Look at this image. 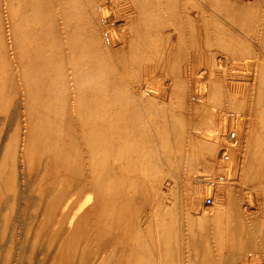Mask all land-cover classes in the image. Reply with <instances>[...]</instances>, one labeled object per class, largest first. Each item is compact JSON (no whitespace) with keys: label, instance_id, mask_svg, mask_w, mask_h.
Segmentation results:
<instances>
[{"label":"bare ground","instance_id":"6f19581e","mask_svg":"<svg viewBox=\"0 0 264 264\" xmlns=\"http://www.w3.org/2000/svg\"><path fill=\"white\" fill-rule=\"evenodd\" d=\"M117 1L7 0L5 11L0 8L8 16V29L2 32L0 23V63L9 67L16 93L19 79L27 92L15 128L5 131L7 117L0 122V215L5 224L0 234H7L22 186L34 177L42 211L28 249L32 253L44 246L39 264L46 263L50 249L48 264H216L215 251L223 249L224 264H264V219L246 213L245 201V191H264V58L256 55L257 50L264 53V1L130 0L132 10L124 14L117 13ZM215 13L228 15L234 24L217 25ZM231 40L240 48L232 54H253L249 73H232L227 81L231 71L227 76L224 66L215 73L210 67L201 73L204 81L196 80L189 71L191 54L205 45L213 52L216 47L227 51ZM147 66L156 69V78L170 79L168 99L160 97L154 76L155 83L146 82L154 70L145 74ZM218 95L221 102L213 105ZM3 100V108L8 107ZM237 108L246 115L238 139L235 131L224 135L218 123ZM224 139L230 140L219 149ZM224 148L240 152L235 176L200 177L214 186L223 184L222 204L207 208L191 172L200 161L216 172ZM165 150L181 155L180 177H173L178 185L169 201L168 181L156 177L169 174L174 165ZM221 159L230 162L226 151ZM120 160L122 168L116 171L113 162ZM185 221L192 225L190 235L183 233ZM29 232H24L27 238ZM215 238L224 239L218 251ZM11 246L6 264L12 260Z\"/></svg>","mask_w":264,"mask_h":264},{"label":"rangeland","instance_id":"374dc122","mask_svg":"<svg viewBox=\"0 0 264 264\" xmlns=\"http://www.w3.org/2000/svg\"><path fill=\"white\" fill-rule=\"evenodd\" d=\"M6 1L7 0H0V8H3V9H1V11L2 10H4V8H5V6L7 5L6 4ZM121 1V2H120ZM126 1V2H125ZM240 1H242V0H240ZM254 1H258V0H243V2H245V3H249V2H254ZM262 1H264V0H262ZM122 2H125V3H123L124 5H122L121 3ZM119 3V4H118ZM126 4V5H125ZM117 5H119L118 7H119V10H118V12L117 13H123L124 14V12H127V11H130V10H132V4H131V2H130V0H118L117 1ZM127 7V8H126ZM131 8V9H130ZM130 9V10H129ZM18 10H19V12L18 13H22V14H19L18 15V13H17V15L18 16H20L21 17V19L23 18V16H24V7H22L21 9L20 8H18ZM0 11V14H1V16H0V23H2V29H1V31L3 32V30L4 29H8V16H7V13L5 12H1ZM5 11V10H4ZM109 12V11H108ZM110 14V12L108 13V15ZM218 14H220V13H218ZM218 15L215 13L214 14V17H216V21L215 22H217V25L218 24H220V21H223V23H225L226 25H229V22L230 23H232V24H234V22L230 19L229 20V17H227V19H226V16H228V15H226V14H224V13H221V16L219 15L218 17H217ZM109 17V16H108ZM220 17V18H219ZM222 17V18H221ZM17 23L19 22V17L17 18ZM218 20V21H217ZM21 22L20 23H18V24H21V25H19V26H21V27H23L24 25H22V24H25V22L24 21H22V20H20ZM228 21V22H227ZM4 22H6V23H4ZM222 22H221V24H223ZM216 24V23H215ZM224 25V24H223ZM21 27H20V29H21ZM238 32V31H237ZM8 33H9V31H8ZM218 33V32H217ZM239 33V36H242V34H241V32H238ZM6 34H7V32H6ZM244 39H246V41H247V38H245L244 36H242ZM254 39V38H253ZM227 41H229V40H227ZM249 42H250V40H248ZM231 42V43H230ZM229 42V44H227L228 46L229 45H231V47L233 48V49H229V48H231L230 46L229 47H227L228 48V50L227 51H229L228 53H227V51H223V50H221L219 47H216L215 49H214V52H213V48L211 49L212 50V55H210V52L209 51H211V50H209L210 48H208V47H206V45L204 46L205 48H200V49H203V51L202 50H200V51H198V52H200V53H195V54H198V55H196L195 56V54H191L192 55V60L190 61V63L192 64L191 66L193 67H191L190 66V70L189 71H192L191 73H193V76L195 77L196 76V80L198 79V80H200V81H204L205 79H203L202 77H203V75H201V73H205L204 71H206L205 69H210V71L212 70V68H213V72L215 73V71L218 69V68H222V71H224V69H227V70H225V72L224 73H226L227 74V76H228V72H230L231 71V74L227 77V79L229 78V77H232V73H237V75L238 76H240V75H242L243 77H244V75H246V73L245 72H247V74L249 73V65H248V61L251 59L250 57H252V53H250L249 55H248V53H242V55H238V54H232V51H238V50H240V48L238 49L237 48V46L238 45H233L232 43H233V41L231 40ZM250 43H252V42H250ZM233 45V46H232ZM234 46H236V47H234ZM262 50L261 51H264V44H262ZM208 48V49H207ZM254 48V47H253ZM206 49V50H205ZM258 49V48H257ZM209 50V51H208ZM219 50H221V52H219ZM231 50V51H230ZM207 51H208V53H207ZM217 51V52H216ZM203 52H205V55L203 54ZM225 52H226V55H225ZM215 53H217L216 55H215ZM218 53L220 54V55H218ZM223 53V54H222ZM263 53V52H262ZM259 50H257V52H256V55L257 56H262V58H264V53H263V55H260V54H262ZM201 54V55H200ZM207 54V55H206ZM229 54V55H228ZM199 55L201 56V57H199ZM255 55V56H256ZM205 56V57H204ZM214 56H216V59H214ZM246 56V57H245ZM250 56V57H249ZM196 57V58H195ZM199 59H198V58ZM218 57V58H217ZM225 57V58H224ZM244 57V58H243ZM194 58H195V61H193L194 60ZM210 58H212V60L210 59ZM221 58H223L222 60H221ZM239 58V59H238ZM202 61H201V60ZM241 59V60H240ZM197 60V61H196ZM205 60V61H204ZM211 60V61H210ZM216 60V62H217V60H218V62L216 63V62H214ZM244 60V61H243ZM252 60V59H251ZM200 61H201V63H200ZM207 61V62H206ZM193 62L195 63V62H199L198 64L200 65H198V64H196L195 63V65L193 64ZM212 62H214V64L216 63V64H220V66L218 67V66H216V64H215V66H216V69H215V66H213L214 64H211ZM240 62V63H239ZM205 63L207 64V65H205ZM210 63V64H209ZM222 64V65H221ZM246 64V65H245ZM196 65H198L199 66V71H198V68L195 70V66ZM211 65V66H210ZM149 66H153V65H149ZM198 66H196V67H198ZM206 68H205V67ZM222 66V67H221ZM225 68H224V67ZM248 66V67H247ZM210 67H212V68H210ZM247 67V68H246ZM203 68V69H202ZM224 68V69H223ZM148 69V66L146 67V68H144V72H145V74H149V72L148 71H146ZM154 68L152 67V68H150V70L149 71H151V70H153ZM191 69H193V70H195V71H193V70H191ZM243 71H242V70ZM247 69V70H246ZM156 69H154L153 71H155ZM158 70V69H157ZM207 70V71H208ZM235 70V71H234ZM236 70H241V72H239V71H236ZM246 70V71H245ZM153 71H151V79H149V75L147 76L146 75V82H148L149 80H151L153 83H155V82H157L156 84H158V85H161V89L159 88V91L161 90V93L163 92L164 93V95H163V93L161 94L160 93V97L161 98H165V100H166V98L168 99V93L167 92H169V88H170V79L169 78H167V77H165V78H163L162 80L160 79V78H156L155 77V73H156V71L153 73ZM210 71H208L207 72V74H209V72ZM195 72H199V73H196V75H195ZM243 72V73H242ZM210 73H212V72H210ZM197 74H198V78H197ZM200 74V75H199ZM244 74V75H243ZM153 76H154V81H153ZM241 76V77H242ZM148 78V79H147ZM202 78V79H201ZM158 79H160V81L158 80ZM166 79V80H165ZM167 79H169V80H167ZM230 79H228L227 81H229ZM22 82H24L22 79H19V89L17 90V93H16V86H15V84H14V78L12 77V75L10 74V71H9V67L5 64V62H2V63H0V90H2L1 92H0V96H1V98L2 97H4L7 101L5 102V99L3 100L6 104H8V107H6V106H4L5 108H3V102H2V100H1V102H0V104L2 103V107L0 108V110L1 111H3L4 110V112H3V114H2V112L0 113V122L3 120V118H5V117H7V119L9 120H7V124H6V126H5V131H7V132H9V130H12L13 129V126H14V128H15V126L17 125L16 123H17V115L19 116V114H18V110L19 111H22V112H24L25 111V109H24V100L22 99L23 98V96H24V93H25V95H27V92H24V91H26V90H24L25 88H23V87H25V85H23V83ZM199 83V82H198ZM169 84V85H168ZM163 85V86H162ZM167 85V86H166ZM141 86H144V83H142V85ZM195 86V85H194ZM21 87V88H20ZM160 87V86H159ZM195 88V87H194ZM162 89H163V91H162ZM205 89V88H204ZM4 90V91H3ZM203 90V89H202ZM204 91V90H203ZM16 93V94H15ZM15 94V95H14ZM165 94H166V96H165ZM13 95V96H12ZM15 97V99H13V100H11V98L12 97ZM222 96L221 95H218V96H216L215 98H213V102H212V104L214 103V104H219L220 102H221V98ZM21 99V100H20ZM216 99V100H215ZM9 101H10V103H11V105H10V103H9ZM22 102V103H21ZM213 104V105H214ZM217 104V105H218ZM216 105V106H217ZM219 108V107H218ZM21 109V110H20ZM237 109H240V110H237ZM235 111L234 110H232L233 112H228V113H226V112H224V111H221V113L223 112V113H226V116L223 118V121L221 120H218V123H220L221 125H222V127H223V129H225V130H223L222 129V131H224L223 132V134L225 135V134H228V131H235V138H239L240 136H241V134H242V129H243V126H244V117L246 116V115H244V110H241V108H237ZM6 110V111H5ZM230 110V111H231ZM7 112V113H6ZM235 112V113H234ZM238 112V113H237ZM6 113V114H5ZM3 116V117H2ZM13 116V117H12ZM243 118V119H242ZM21 119H23L22 117H21ZM152 119V118H151ZM219 119V118H218ZM222 119V118H221ZM225 119V120H224ZM152 121V120H151ZM154 124V122L152 121L151 122V127L154 129L155 128V124ZM16 124V125H15ZM241 128V129H240ZM239 129V130H238ZM224 138H226V136H224ZM234 138V139H235ZM226 140H227V142H228V140H230V139H224V141L222 140V141H220V143L221 142H223V144H221V145H219V149L220 148H222V147H224L225 145L227 146V143H226ZM225 142V143H224ZM225 146V147H226ZM225 149V148H224ZM172 151V152H171ZM174 151V152H173ZM224 151H226L227 153H228V155H229V157H230V162L227 164L226 163V160L227 159H221L222 158V152H224ZM221 152V151H220ZM219 155V159L218 160H221V161H219L220 163H219V165H220V167L218 168V170H216V172H212L213 171V169L211 168V169H209L208 168V170H207V168L206 167H203V165L200 163V162H196V164H195V166L193 167V169H195V170H193L194 172H191V173H193L192 175L194 176V178H193V182H192V184L194 185V187H198L201 191H202V193H201V198H200V203H201V205H203V206H205V207H207V208H209V207H212V206H214L215 205V203L216 204H222L221 202H222V200H223V196H221L222 195V190L221 189H223L222 187H221V185H223L222 183L221 184H219L220 186L218 187V186H214L215 184H213L210 180H209V182L208 181H205V180H202L201 178H202V176L205 174V173H207V176L208 177H211V175L213 176L214 174H216V175H214L213 177H219V176H222L223 178H224V180H227V179H229V180H231L232 178H233V176H235V172H236V170H234V169H236V166H235V164H236V162L239 160V157H240V152H238V150H234V151H231L230 149L227 151L226 149L225 150H223ZM180 152H178V151H176V150H165V152H164V156L165 157H170L171 158V161L174 163V165L173 164H171V165H173V166H171L172 168L170 169V171H169V174L168 173H159V175L158 174H156L157 176V179L158 178H162L161 180H162V182H165V181H168V183L167 182H165L164 184H168V186H170V190L167 192V200L169 201L173 196H172V193H173V191L174 190H176V188H177V185L178 184H175V181L173 180V177L175 176V177H177V178H179L180 177V175L178 176V174H180V170H179V167H178V165H179V163H181L180 162V157H181V155L179 154ZM236 153V154H235ZM175 154V155H174ZM170 155V156H169ZM173 155V156H172ZM173 159H175V160H173ZM196 161H198V160H196ZM236 161V162H235ZM123 162H124V160H120V162L118 161H116V163H114L113 162V169H115L116 171L117 170H120L122 167H121V165L123 164ZM177 162V163H176ZM235 163V164H234ZM238 163V162H237ZM178 164V165H177ZM198 164V165H197ZM200 164V165H199ZM230 164V165H229ZM197 165V166H196ZM228 165H229V167H228ZM238 165V164H237ZM177 166V167H176ZM119 167H120V169H119ZM201 167H203V168H201ZM177 168V169H176ZM201 168V169H200ZM205 168V169H204ZM234 168V169H233ZM205 170V171H203L202 172V170ZM176 172H175V171ZM179 170V171H178ZM211 171V173H209L210 171ZM233 170H234V172H233ZM175 172V173H174ZM200 172V173H199ZM228 172V173H227ZM161 174V175H160ZM197 174H199V175H197ZM234 174V175H233ZM167 175V176H166ZM229 175V176H228ZM198 176V177H197ZM206 176V177H207ZM104 177H105V175H104ZM166 177V178H165ZM201 177V178H200ZM203 177H205V176H203ZM34 177H32L31 179H30V181L29 182H27V183H25V184H23V186H22V197L20 196V198H19V201H18V203H17V206L15 207V209L17 210H13L12 212H14V214L12 213H10V216H11V218H10V221H9V224L7 225V226H9V227H7L6 229H5V231H7L8 229V231L6 232L7 234H4V235H6V237H4V235L2 236V234H0V236H2V239L0 238V246H1V250H0V264H4L5 263V257H6V255L8 254V251H9V249H10V245H12L11 246V249L12 248H14V249H12L13 251L11 252V254H13V256L12 257H10L12 260H10L9 262H10V264H39L40 263V258H41V256L43 255H41V253L43 252V249H45L44 248V246L43 247H41V246H37V247H35V251H33L32 253H31V247L33 246L32 245V240H33V234H34V232L33 231H35L34 229L36 228V224H37V216H39L40 215V213H41V211H42V204L40 203L39 204V207H37V204L36 203H38V200L37 199H39V195H38V192L36 191H34L33 190V184H34V182H35V179H33ZM33 179V180H32ZM33 181V183H31ZM172 181V182H171ZM171 182V183H170ZM177 183V182H176ZM174 184V185H173ZM217 185H218V183H217ZM32 186V187H31ZM201 186V187H200ZM221 187V188H220ZM218 188V189H217ZM220 188V189H219ZM30 189H32V190H30ZM218 191H220V192H218ZM256 191V192H255ZM25 192V194H23ZM27 192H28V195H27ZM34 193L33 194V196H32V193ZM246 192V194H245V198H247V199H245V201H246V203H248V205H247V208H248V210L246 211V213H250V215H251V213L252 214H257L256 216H258L259 218L257 219V221H263V219H264V197L262 196V194L264 195V191H261V190H250V191H245ZM252 192V193H251ZM221 193V194H220ZM36 194H37V196H38V198H37V196H36ZM214 194V195H213ZM250 195L251 196V198H250V196H248V195ZM25 195V196H24ZM30 195V196H29ZM217 195V196H216ZM247 195V196H246ZM254 195V196H253ZM23 196H24V198H23ZM29 196V197H28ZM32 196V197H31ZM171 196V197H170ZM207 196H210V198H211V202L210 203H206L205 202V199H206V197ZM263 197V198H262ZM170 198V199H169ZM220 201H219V200ZM23 200V201H22ZM28 200V201H27ZM30 200V201H29ZM216 200V201H215ZM26 201V202H25ZM256 203H255V202ZM20 202V203H19ZM22 202V203H21ZM35 204H34V203ZM204 202V203H203ZM217 202H219V203H217ZM24 203H25V205H26V203H27V205L25 206L24 205ZM28 203H29V205H28ZM31 203V204H30ZM19 204V205H18ZM213 204V205H212ZM34 205H36L35 207H34ZM41 205V206H40ZM207 205V206H206ZM254 205V206H253ZM255 205H256V207H255ZM21 206V207H20ZM33 206V207H32ZM259 206V207H258ZM18 207H19V209H18ZM26 207V208H25ZM37 207V209H35ZM23 210H22V209ZM30 208V209H29ZM246 208V209H247ZM257 208V209H256ZM26 209V211H24ZM29 209V210H28ZM33 209H34V211H33ZM40 211H39V210ZM6 209H4L3 207L1 208V213H3L4 211H5ZM32 210V211H31ZM194 209H191L190 210V212H192ZM19 211V213H17ZM20 211H21V213H20ZM27 211H28V213H27ZM29 211H31V212H29ZM252 211V212H251ZM22 212H24V213H22ZM35 212V213H34ZM30 213V214H29ZM38 213V215H36ZM26 214V215H25ZM34 214V215H33ZM13 215H15V216H13ZM22 215H24V216H22ZM19 216V217H18ZM27 216V217H26ZM34 216H35V219H34ZM24 217V218H23ZM13 218V219H12ZM17 218V219H16ZM23 219H24V221H23ZM261 219V220H260ZM4 218H3V216H2V218H1V215H0V228L2 229L3 227V225H5L4 224ZM178 221H177V225H179L178 224V222H180L179 221V219H177ZM19 221V222H18ZM10 222H12V223H10ZM16 222V223H15ZM264 222V221H263ZM2 223V224H1ZM15 223V224H14ZM32 223H34V224H32ZM18 224V225H17ZM32 224V225H31ZM258 224L259 223H255V224H253V226L254 227H256V225L258 226ZM26 225H28V226H26ZM31 225V226H30ZM184 230H183V233H185L186 235L187 234H189L190 235V231H191V228L190 227H192V225H190V223H189V221H185L184 222ZM190 226V227H189ZM13 227H16L14 230H13ZM262 227H264V225H262ZM1 229H0V233H1ZM190 229V230H189ZM27 230H29L30 232H29V235H28V238H30V240H28V238L26 237V233H27ZM177 230H179V228H177ZM21 231V232H20ZM32 231V232H31ZM185 231V232H184ZM264 231V230H263ZM14 233V240H12L11 238H9V237H11V234L10 233ZM24 232H26V233H24ZM31 233V234H30ZM9 234V235H8ZM15 235H16V237H15ZM18 237V238H17ZM24 237H25V239H24ZM32 237V238H31ZM5 238V239H4ZM224 238V237H223ZM223 238H218V240H217V238H215L213 241L215 242H212V245H216L217 244V246L215 247V245H214V250H217L218 251V249L219 248H223L221 245H223L224 244V239ZM22 240H25V242L23 241V242H21ZM174 240H176V239H174ZM188 240H190V239H188V238H186V241H188ZM222 240H223V242H222ZM3 241V242H2ZM6 241V242H5ZM16 241V243H17V245H13V244H16V243H13V242H15ZM216 241L218 242L219 241V243L221 242V243H223V244H218V243H216ZM10 242V243H9ZM27 242V243H26ZM22 245H21V244ZM31 243V244H30ZM10 244V245H9ZM29 245V246H27V245ZM4 245H6V246H4ZM218 245H220V246H218ZM13 246H15V247H13ZM17 246V247H16ZM5 247V248H4ZM28 247H30L31 249H28ZM39 247H40V250H39ZM217 247H219V248H217ZM17 250H16V249ZM20 248V249H19ZM38 248V249H37ZM43 248V249H42ZM217 248V249H216ZM7 249V250H6ZM16 250V251H15ZM22 250V251H21ZM30 252H29V251ZM220 250V249H219ZM229 250H231V249H229ZM15 251V252H14ZM18 251V252H17ZM38 253H37V252ZM224 251V249L223 250H221V252H223ZM250 251H252V252H255V248H253V249H251ZM14 252V253H13ZM52 252H53V249L51 250L50 249V251H49V254L51 253V255H52ZM221 252L220 251H218V252H216L215 251V255H216V257L218 258H216V262L217 261H220L219 263H216V264H224L223 262H225L224 261V259L225 258H222L223 257V255H226V254H221ZM2 253V254H1ZM4 253H5V256H4ZM26 253V254H25ZM39 254V255H38ZM49 254H47V256H46V259H45V261H44V263L45 264H48V261L50 260V257H51V255H49ZM222 256H221V255ZM19 255V256H18ZM26 255V256H25ZM29 255V256H28ZM30 255H32L33 257H30ZM35 255H37V256H35ZM49 255V256H48ZM259 254L258 253H256L255 252V255H253V257L254 258H257V256H258ZM14 257V258H13ZM17 257H19V258H17ZM21 257V258H20ZM28 257V258H27ZM30 257V258H29ZM2 258V259H1ZM3 258H4V260H3ZM38 259V261H36L37 259ZM17 259L19 260V261H17ZM20 259H22V261L20 260ZM29 259H30V261H29ZM35 259V260H34ZM13 260H15V261H13ZM13 261V262H12ZM24 261V262H23ZM34 261H35V263H34ZM223 261V262H222ZM29 262V263H28ZM32 262V263H31ZM38 262V263H37ZM6 264V263H5ZM9 264V263H8Z\"/></svg>","mask_w":264,"mask_h":264},{"label":"built area","instance_id":"2783aa9c","mask_svg":"<svg viewBox=\"0 0 264 264\" xmlns=\"http://www.w3.org/2000/svg\"><path fill=\"white\" fill-rule=\"evenodd\" d=\"M205 202H206V203H210V202H211V198H210V196H207V197H206Z\"/></svg>","mask_w":264,"mask_h":264}]
</instances>
